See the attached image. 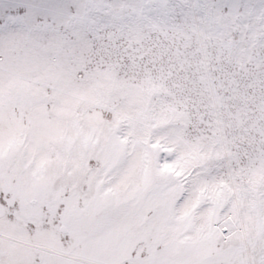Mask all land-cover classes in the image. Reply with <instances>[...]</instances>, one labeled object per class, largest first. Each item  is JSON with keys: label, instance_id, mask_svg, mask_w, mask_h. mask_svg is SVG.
<instances>
[{"label": "snow or ice", "instance_id": "6c2138e0", "mask_svg": "<svg viewBox=\"0 0 264 264\" xmlns=\"http://www.w3.org/2000/svg\"><path fill=\"white\" fill-rule=\"evenodd\" d=\"M0 264H264V0H0Z\"/></svg>", "mask_w": 264, "mask_h": 264}]
</instances>
